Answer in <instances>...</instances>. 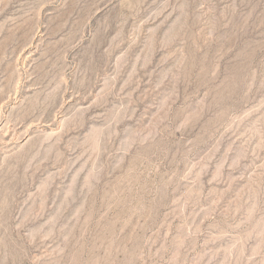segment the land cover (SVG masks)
<instances>
[{"label":"rangeland","instance_id":"obj_1","mask_svg":"<svg viewBox=\"0 0 264 264\" xmlns=\"http://www.w3.org/2000/svg\"><path fill=\"white\" fill-rule=\"evenodd\" d=\"M0 264H264V0H0Z\"/></svg>","mask_w":264,"mask_h":264}]
</instances>
